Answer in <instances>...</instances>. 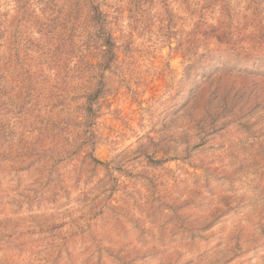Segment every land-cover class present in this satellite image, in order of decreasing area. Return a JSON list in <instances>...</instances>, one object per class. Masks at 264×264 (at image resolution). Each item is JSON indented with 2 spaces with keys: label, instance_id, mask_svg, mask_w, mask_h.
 Here are the masks:
<instances>
[{
  "label": "rangeland",
  "instance_id": "obj_1",
  "mask_svg": "<svg viewBox=\"0 0 264 264\" xmlns=\"http://www.w3.org/2000/svg\"><path fill=\"white\" fill-rule=\"evenodd\" d=\"M127 32L134 53H121L96 127L112 179L98 171L70 198L21 214L56 216L58 230L24 236L25 250L0 264H49L50 248L56 264H264V67L222 72L189 99L176 41Z\"/></svg>",
  "mask_w": 264,
  "mask_h": 264
},
{
  "label": "trees",
  "instance_id": "obj_2",
  "mask_svg": "<svg viewBox=\"0 0 264 264\" xmlns=\"http://www.w3.org/2000/svg\"><path fill=\"white\" fill-rule=\"evenodd\" d=\"M125 13L129 24L122 22ZM128 29L148 42L176 41L189 99L222 72L251 75L264 67V0H0L3 262L25 250L24 236L58 230L56 216L21 214L70 198L72 189L92 185L98 171L112 179L111 164L95 155L96 127L102 102L115 90L110 80L121 53H134ZM11 202L17 210L10 216ZM78 229L90 233L88 225ZM48 253L45 263L56 264Z\"/></svg>",
  "mask_w": 264,
  "mask_h": 264
}]
</instances>
